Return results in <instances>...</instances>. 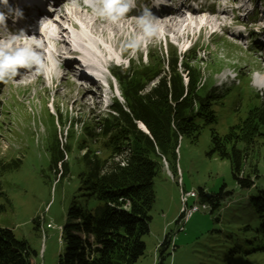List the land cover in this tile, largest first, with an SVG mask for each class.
<instances>
[{
    "label": "rangeland",
    "instance_id": "rangeland-1",
    "mask_svg": "<svg viewBox=\"0 0 264 264\" xmlns=\"http://www.w3.org/2000/svg\"><path fill=\"white\" fill-rule=\"evenodd\" d=\"M169 1L172 5L176 3V0ZM177 2L180 5L182 0ZM18 4L17 0H9V5L14 8ZM138 4H147L153 9L152 0H138ZM196 4L204 5V12L215 11L213 17L208 15L209 12L204 13V17L217 18L226 29L221 31L218 24L212 22L216 34L209 36L211 31L207 28L196 38L195 28L190 32L193 33L191 38L179 41L171 33L159 29L158 38L140 47L127 46L134 36L131 27L123 30L122 36H116L115 40L111 30L105 28L106 42V37L98 30L85 34L96 44L94 58H86V61L96 63L100 74L110 82V101L99 99L95 87L88 88V93L80 86L79 80L62 67L63 61L56 57L52 40L45 49L47 70L44 74L22 70L19 78L0 83V161L20 160L16 170L0 172V206L4 208L0 211V228L11 230L18 240L28 244L36 254L32 264H58L65 249L59 228L69 221L67 211L73 200L76 205L83 206L77 192V153L69 155V177L60 183L56 184L49 169L47 147L54 132L60 145L65 146L70 122L71 126L75 123L78 140L84 134L82 123L85 127L90 122L95 134L99 131L95 121L108 114L105 105L111 104L117 93V85L105 72L106 67L119 66L121 71H128L127 59L145 62L147 51L166 57L168 51H173L172 47L182 54L195 40L194 50L198 51L197 56L202 61L200 70L205 85L210 83L228 91L222 103L214 107L215 123L205 126L195 142L191 143L187 138L180 140L178 176L167 168L156 175L150 232L143 237L145 251L136 264H159L158 246L167 234L172 241L162 264H264V218L257 216L250 205L251 197L264 190V147L260 146L264 138L258 139L259 144L248 157L246 171L254 183L249 189L238 186L228 161L210 153L212 131L222 136L229 127L239 123V118L245 117L248 110L246 93H264V0H196ZM2 6L0 10L5 8ZM256 11L257 16L254 15ZM138 15L136 10L129 20L137 21ZM193 19L199 20V17ZM80 32L71 30L60 40L65 46L73 44L71 36ZM78 50L82 53L81 60L85 61L84 51L79 47ZM121 52L126 56L122 61L119 59ZM50 74L54 75L53 82ZM245 78H248L246 85ZM50 113L57 120L55 127ZM85 139L90 150L98 149L103 153L104 148L99 149L101 139L86 136ZM177 178L181 179V188L176 183ZM181 189L195 193L188 199V207L194 204L206 206L205 210L195 212L183 226L175 223L182 212ZM210 198L213 202H209ZM167 216L174 218L168 221ZM36 218L44 229V243L40 230L32 223ZM48 223L53 229H45Z\"/></svg>",
    "mask_w": 264,
    "mask_h": 264
},
{
    "label": "trees",
    "instance_id": "trees-1",
    "mask_svg": "<svg viewBox=\"0 0 264 264\" xmlns=\"http://www.w3.org/2000/svg\"><path fill=\"white\" fill-rule=\"evenodd\" d=\"M189 53L180 58L176 49L168 51L166 57L149 52L146 65L133 63L128 71L115 68L111 75L123 102L113 101L114 115L99 116L95 121L99 131L95 134L90 122L85 127L82 123L84 134L78 140L75 123L71 126L70 122L65 146L60 145L54 132L47 147L49 169L56 184L60 183L69 177V155L77 153V192L83 201V206H78L73 200L68 208L69 221L61 228L60 237L65 249L58 264H136L143 256V237L150 232V212L155 203L156 175L165 163L176 175L180 140L195 142L205 126L215 123L214 107L222 103L228 91L205 85L201 58L196 50ZM251 93H246L245 117L222 136L212 131L210 138V153L229 162L232 176L242 189L254 186L246 164L258 139L264 138V93ZM51 116L55 127L56 119ZM136 122L144 125L148 135L137 128ZM85 136L101 139L102 155L86 146ZM260 146L264 147V141ZM122 150H129L124 167L112 162ZM19 165L18 159L0 161V172L16 170ZM208 200L213 202V198ZM250 205L257 216L264 218V190L251 197ZM3 209L0 206V211ZM182 216L180 213L176 224ZM32 223L39 230L38 219ZM170 243L167 234L158 246L159 264ZM35 255L24 240L0 228V264H32Z\"/></svg>",
    "mask_w": 264,
    "mask_h": 264
},
{
    "label": "clouds",
    "instance_id": "clouds-1",
    "mask_svg": "<svg viewBox=\"0 0 264 264\" xmlns=\"http://www.w3.org/2000/svg\"><path fill=\"white\" fill-rule=\"evenodd\" d=\"M93 11L101 18H106L115 23L126 18L127 15L138 10L136 17L137 26L140 29L138 35H134L127 46L140 47L144 43L158 38L157 17L147 4H138V0H85ZM166 0H152L153 7H159ZM7 11H0V83L15 79L21 74V70L35 71L41 74L47 70L45 57L40 49L42 45L24 44L21 41L30 38L23 30L13 33L8 30L9 17L16 20L23 18V10L9 5V0H0Z\"/></svg>",
    "mask_w": 264,
    "mask_h": 264
},
{
    "label": "bare ground",
    "instance_id": "bare-ground-1",
    "mask_svg": "<svg viewBox=\"0 0 264 264\" xmlns=\"http://www.w3.org/2000/svg\"><path fill=\"white\" fill-rule=\"evenodd\" d=\"M166 3H169V1H166ZM240 8L242 7L241 4H239ZM4 8V6H2ZM80 7V12L76 13L73 12L74 14V20H67L66 22L70 25V26H78L79 29L81 30L80 34H76L73 36V44H66L64 41L60 40L64 34L67 35L66 31H63L61 29L56 30V34H57V39L55 41H52L54 43V46H56V57L59 59H62L63 63H62V67H68V62L63 59V56L65 54H70L74 49L78 50V47L80 48L81 51H87L86 53L89 54V56L92 58H94V50L93 48L96 46V44L94 42H91L88 37L86 36L88 34V32L93 31V32H97V30L100 32L101 35L106 37V32H105V28L111 30V32L114 34V40L115 38H117L116 36L120 37L122 36V32L125 29H129L130 27L132 28V34L133 35H138L140 32L139 27L137 26V21L134 20H129V16H127L126 18H123L121 20L118 21V23L120 25H115L112 24L110 22V20L106 19V18H101L100 16H98L93 9H88V8H83L82 6ZM5 10V9H3ZM78 11V9H77ZM170 10L168 8L165 9V11H160L161 14H164V16L167 15V13ZM202 12V11H200ZM170 13V12H169ZM191 17L197 16L198 12H191ZM157 17L156 20V24L158 26V29L163 30L164 33H171L173 35V38L177 41L179 40H184V39H189V34L190 31L195 28L198 27V29H200V31L204 30L208 25L211 24V22L208 20L207 17L205 18H201L198 22H196L195 20H193V18L191 19V23L187 24L185 26L184 25H180V23H184L185 22V18L181 17V16H171L169 17H164V18H159L157 15H155ZM217 20V18L214 17V20H212V22L214 23ZM218 21V20H217ZM179 23V24H178ZM8 24V23H7ZM177 24L179 26H177ZM214 24H217L214 23ZM73 26V27H75ZM193 26V28H192ZM86 34V35H85ZM241 36V35H239ZM241 38V37H239ZM107 40V37L105 38V42ZM113 40V41H114ZM83 41H85L86 43L83 44ZM48 44H51L48 43ZM40 45H42L43 47L40 49V51H42L43 54H45V49L48 48V45H46L45 43H41ZM65 46V48L63 47ZM72 50V51H71ZM123 53V52H122ZM96 57V56H95ZM76 68H78L76 66ZM22 71V70H21ZM52 79V74L49 75ZM264 84V81L263 83ZM84 89H86V91L89 93L90 91L88 90L89 87H83ZM116 161H120L119 158H116ZM121 165H124V163L122 161H120ZM191 196L194 197V194L191 193ZM201 210V207H193V211H191V216L195 213ZM47 228H51L50 225L46 226Z\"/></svg>",
    "mask_w": 264,
    "mask_h": 264
},
{
    "label": "built area",
    "instance_id": "built-area-1",
    "mask_svg": "<svg viewBox=\"0 0 264 264\" xmlns=\"http://www.w3.org/2000/svg\"><path fill=\"white\" fill-rule=\"evenodd\" d=\"M191 193H182L181 195V203H182V213H183V220L187 221L191 217V211H193V207H198V206H192L190 208L187 207V200L191 198ZM206 207L204 205L201 206V210H205Z\"/></svg>",
    "mask_w": 264,
    "mask_h": 264
},
{
    "label": "water",
    "instance_id": "water-1",
    "mask_svg": "<svg viewBox=\"0 0 264 264\" xmlns=\"http://www.w3.org/2000/svg\"><path fill=\"white\" fill-rule=\"evenodd\" d=\"M138 127L143 133L147 134V131L144 129V126L142 124L140 126L138 125Z\"/></svg>",
    "mask_w": 264,
    "mask_h": 264
},
{
    "label": "crops",
    "instance_id": "crops-1",
    "mask_svg": "<svg viewBox=\"0 0 264 264\" xmlns=\"http://www.w3.org/2000/svg\"><path fill=\"white\" fill-rule=\"evenodd\" d=\"M167 218H168V221H172V220H173V218H174V216H173V217H171V218H169V217L167 216Z\"/></svg>",
    "mask_w": 264,
    "mask_h": 264
}]
</instances>
